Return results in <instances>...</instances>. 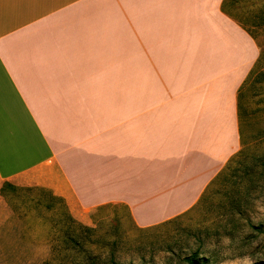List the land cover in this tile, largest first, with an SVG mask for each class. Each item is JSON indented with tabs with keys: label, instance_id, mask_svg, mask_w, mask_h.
I'll return each mask as SVG.
<instances>
[{
	"label": "crops",
	"instance_id": "0c3cea01",
	"mask_svg": "<svg viewBox=\"0 0 264 264\" xmlns=\"http://www.w3.org/2000/svg\"><path fill=\"white\" fill-rule=\"evenodd\" d=\"M223 2L0 0L4 238L25 230L9 191H49L79 223L125 206L139 228L197 204L241 148L260 57Z\"/></svg>",
	"mask_w": 264,
	"mask_h": 264
},
{
	"label": "rangeland",
	"instance_id": "374dc122",
	"mask_svg": "<svg viewBox=\"0 0 264 264\" xmlns=\"http://www.w3.org/2000/svg\"><path fill=\"white\" fill-rule=\"evenodd\" d=\"M229 13L236 17L237 10L229 9ZM251 32L264 58V28H252ZM255 72L256 81L242 91L245 113L240 127L241 148L232 165L233 176H229L231 185L236 181L231 187L234 192L238 188L252 189L242 217L222 215L224 210L217 205L228 200L216 186L200 208L175 217L163 226L139 228L127 208L116 205L93 211L89 219L80 221L84 229L79 223H69L61 204L55 202L54 208L48 211L30 201L36 196L35 191L23 193V202L19 191H9L12 195L7 202L25 230L20 241L4 238L7 233L0 230V264H43L51 256V251L45 254L47 246L56 251L76 250L78 247L73 244H63L65 233L74 235L82 243L80 247L90 254L100 256L94 260L95 264H188L184 258L194 252L200 258L208 257L209 264H264V182L257 183H262L261 188H254L250 176L244 175L246 168L259 165L256 160L264 155V60ZM239 177L243 179L237 184ZM11 244L17 247H9ZM9 250L12 252L8 253ZM110 252H113L111 256Z\"/></svg>",
	"mask_w": 264,
	"mask_h": 264
},
{
	"label": "trees",
	"instance_id": "16d2710c",
	"mask_svg": "<svg viewBox=\"0 0 264 264\" xmlns=\"http://www.w3.org/2000/svg\"><path fill=\"white\" fill-rule=\"evenodd\" d=\"M241 2V5L239 3ZM252 7V8H251ZM229 9H235L237 10L236 17H233L229 13ZM222 10L229 14L231 17H233L252 37L255 39V36L252 34L251 29H261L264 28V0H224L222 4ZM256 40V39H255ZM264 58H262V54L258 58L257 62L255 63L254 67L250 71L247 78L244 80L243 84L238 90L237 93V115H238V121H239V129L241 127L245 110L242 106L241 96L242 91L245 86L249 85L250 83L256 81L258 74H256L257 67L262 64ZM238 155L236 154L233 156L228 163L225 165V167L220 171V173L209 183V185L204 190L201 198L197 202V204L192 207L187 213L188 214L191 211H194L203 204L204 200L209 196V193L213 192L214 188L216 186H219L221 188V191H219L220 194H222L225 199L228 200L227 203L219 202V205H217L218 209L224 210L222 215L226 216H240L242 217L245 212L246 208L249 205V201L251 200L250 193L251 190H242L237 189L235 192L233 189H231L232 185L236 184V181L232 182V185L229 183V176H233L230 174L232 171V165L235 162V159ZM259 163V165L251 166L249 168H246L244 175L250 176L249 181L254 186H256L257 189L261 188L262 183L258 182H264L262 178L264 177V155L260 156L258 160H256ZM252 173L254 175H252ZM243 175V176H244ZM242 177H239L237 181L238 183L242 182ZM253 188V189H254ZM29 191H35L36 196H33L30 198V201L34 202L36 206H40L43 209H46L48 211H51L54 208L55 202L58 204H61L62 207L65 209V216L70 224L73 225H79L80 223L75 221L69 212L67 211V208L64 204V201L60 197L53 196L49 191L43 190V189H28ZM1 192H4V189H1ZM102 209V208H99ZM170 223V221H167L165 223H162L159 226H163L164 224ZM79 223V224H78ZM79 227H82L86 229L83 225H79ZM88 231L90 229L88 228ZM92 231V230H91ZM228 232V230H227ZM224 232V235H227L228 233ZM78 238L80 236H77ZM63 244L69 245L73 244L76 248L74 249H63V250H52L51 249V256L43 264H95V259H100L99 255H93L90 254L87 249L80 247L82 243H80L78 240H75L74 235L71 233H65L64 234V241ZM115 244V243H114ZM114 244H111L112 246ZM113 252H110V256ZM111 259V257H110ZM186 263L188 264H209V258L208 257H199L197 252L192 253L190 256H187L184 258ZM111 261H113L111 259ZM114 264V262H113Z\"/></svg>",
	"mask_w": 264,
	"mask_h": 264
}]
</instances>
